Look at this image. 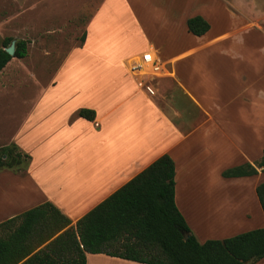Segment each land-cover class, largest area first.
<instances>
[{
  "label": "crops",
  "instance_id": "1",
  "mask_svg": "<svg viewBox=\"0 0 264 264\" xmlns=\"http://www.w3.org/2000/svg\"><path fill=\"white\" fill-rule=\"evenodd\" d=\"M121 1L131 13L136 3L151 8L156 21L143 45L139 31L109 41L122 15L114 21L107 10ZM195 15L210 23L204 35L188 31ZM148 49L165 67L150 79L154 95L138 87L132 69ZM51 98L54 110L36 124L43 164L33 167L21 143L28 173L0 172V224L14 219L4 232L46 201L75 225L163 154L175 161L176 206L200 242L264 227L256 191L264 171L223 176L264 154V0H106L29 115ZM80 108L94 109L95 119L78 116ZM92 258L147 264L105 253H87L86 264Z\"/></svg>",
  "mask_w": 264,
  "mask_h": 264
},
{
  "label": "trees",
  "instance_id": "2",
  "mask_svg": "<svg viewBox=\"0 0 264 264\" xmlns=\"http://www.w3.org/2000/svg\"><path fill=\"white\" fill-rule=\"evenodd\" d=\"M188 31L201 36L210 23L201 15L187 19ZM0 48V73L12 58L27 55L28 41L16 43L14 55ZM77 115L94 120L96 112ZM31 155L16 143L0 148V172L25 176ZM264 171V154L223 172L225 177ZM176 165L163 154L72 225V220L46 201L28 210L19 225L0 224V264H86L87 253H105L147 264H256L264 258V227L223 239L200 242L175 202ZM264 212V182L256 188ZM49 241V242H47ZM38 250L40 246L46 243Z\"/></svg>",
  "mask_w": 264,
  "mask_h": 264
},
{
  "label": "rangeland",
  "instance_id": "3",
  "mask_svg": "<svg viewBox=\"0 0 264 264\" xmlns=\"http://www.w3.org/2000/svg\"><path fill=\"white\" fill-rule=\"evenodd\" d=\"M105 1L0 0V48L7 38L28 41L27 55L12 58L0 73V148L13 142L22 143L25 150L31 151L33 167L41 166L47 153L39 145L43 133L36 124L43 112L54 110L53 98L39 110V115L30 116V111L43 88L55 81L71 52L83 44L90 20ZM112 7L107 11L116 13L114 21L118 20V14L122 15V21L120 28L115 25L110 31L109 37L114 40L109 41L116 43L122 34L128 36L139 31L143 45L144 36L151 32L156 21L149 5L136 3L132 13L127 2ZM144 41L148 39L145 37ZM88 61L92 65L95 62L91 57Z\"/></svg>",
  "mask_w": 264,
  "mask_h": 264
},
{
  "label": "built area",
  "instance_id": "4",
  "mask_svg": "<svg viewBox=\"0 0 264 264\" xmlns=\"http://www.w3.org/2000/svg\"><path fill=\"white\" fill-rule=\"evenodd\" d=\"M132 69L135 71V76L138 77V87L143 88L148 94L154 95L156 91L150 83V79L163 76L165 73L162 60L156 56L152 49H148L142 53L141 58L135 62Z\"/></svg>",
  "mask_w": 264,
  "mask_h": 264
},
{
  "label": "water",
  "instance_id": "5",
  "mask_svg": "<svg viewBox=\"0 0 264 264\" xmlns=\"http://www.w3.org/2000/svg\"><path fill=\"white\" fill-rule=\"evenodd\" d=\"M16 40H12L10 45L8 47H6V51L11 54V55H14L15 53V49H16Z\"/></svg>",
  "mask_w": 264,
  "mask_h": 264
}]
</instances>
